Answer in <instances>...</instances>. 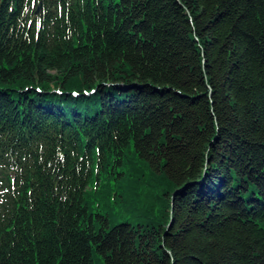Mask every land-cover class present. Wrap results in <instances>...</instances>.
<instances>
[{"label":"trees","instance_id":"16d2710c","mask_svg":"<svg viewBox=\"0 0 264 264\" xmlns=\"http://www.w3.org/2000/svg\"><path fill=\"white\" fill-rule=\"evenodd\" d=\"M0 264H264V0H0Z\"/></svg>","mask_w":264,"mask_h":264}]
</instances>
